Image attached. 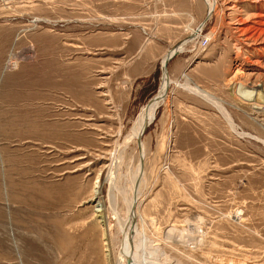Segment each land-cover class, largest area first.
Segmentation results:
<instances>
[{"label":"rangeland","instance_id":"obj_1","mask_svg":"<svg viewBox=\"0 0 264 264\" xmlns=\"http://www.w3.org/2000/svg\"><path fill=\"white\" fill-rule=\"evenodd\" d=\"M215 2L199 30L208 45L197 50L203 0H0V264H117L112 213H125L139 161L133 143L119 168L109 156L157 92L163 55L191 36L166 62L168 76L219 101L245 136L207 101L168 87L141 138L136 228L146 246L137 253L165 264H264V25L252 29L264 0ZM37 62L43 101L11 104L4 86L29 89ZM238 85L259 86V109L235 95ZM96 183L107 233L91 200Z\"/></svg>","mask_w":264,"mask_h":264},{"label":"bare ground","instance_id":"obj_2","mask_svg":"<svg viewBox=\"0 0 264 264\" xmlns=\"http://www.w3.org/2000/svg\"><path fill=\"white\" fill-rule=\"evenodd\" d=\"M4 2H7L8 0H3ZM205 2L206 5V17L204 18V20L200 23V25L198 26L196 32L192 33V36L196 35L198 33V31L200 30V27L202 26V24L204 23V21L206 20V18L211 14V12L214 10L215 8V0H203ZM39 21H47V20H43L40 18H33L31 20V23L37 24V22ZM257 26H253L252 29H254V31H256V33L260 32V28L264 25V21L262 20H257L256 22ZM249 29V28H248ZM263 29V28H262ZM262 32V31H261ZM254 34V33H253ZM191 36V37H192ZM189 37L186 41L184 40L183 42L177 44L174 48H170L168 49V51L163 55L162 60H161V68H162V76H161V80H160V86L157 90V92L155 93V95L150 99V101L141 108L140 113L138 114V117L132 122V125L129 129V131L126 133V135L123 137L122 141L117 144L118 148L115 150L113 149L110 153V158H111V164L109 165L110 169H113V166L116 167L118 166V168L120 167L121 164H119V161L122 162V160H120L121 157V152L124 151V148L126 147V145L128 143H133L134 145V151H136V153L138 154L137 151V146H136V141L138 136L141 135L142 129L145 127V125L151 120L152 115H153V111L154 109H156L159 105V103L164 99L166 90L168 89V87L173 84L174 87L176 88H181L183 90H187L191 93H193L196 96H199L200 98H202L203 100L207 101L208 103H210L216 110L217 112L223 117V119L227 122V124L229 125V127L236 132L239 136H245L243 135V132L237 131V129L235 128V124L233 122V120L231 119V117L229 116V114L227 113V111L225 110V108L222 106V104L217 101L216 99L210 97L208 94L204 93L203 91L199 90L197 87H193L191 86L188 82L183 81V82H179L178 80H172L167 72H166V68L165 65L163 64V61L168 57V56H173L177 53H180L183 49L184 44H186L189 39L191 38ZM148 39L145 40V42L141 45L140 47V51H142V49L144 48V45L147 43ZM19 58V55H13L11 56V58ZM170 57V58H171ZM10 58V60H11ZM169 58V59H170ZM8 61L7 64H10L8 66H16V59L11 62ZM168 61V60H167ZM16 68V67H14ZM249 88V90L246 89ZM243 86V85H238L236 87V90L238 92L235 93V95L240 96L242 98H246L245 100L247 101L248 105H251L252 108L254 109H259V105L256 102V99H258L259 97H261L260 94V90L257 89L259 86ZM246 89V90H245ZM155 112V111H154ZM149 124V123H148ZM146 129V128H145ZM143 134V133H142ZM142 135L140 136V144H139V152H140V156L142 158V163H143V155H144V151H143V144H142ZM264 143V141H262ZM127 150V149H126ZM115 153H118V155H115ZM124 155V154H123ZM120 162V163H121ZM119 164V165H118ZM123 164V163H122ZM138 168H139V163L137 162L132 174H130V180H129V197L126 199V210L125 213L123 215H121L119 217V215L116 213V211H114L112 214L115 217L117 224L120 228L119 232L121 233V241H118L117 244V264H165L164 262H159L156 261L154 259V257H150V256H143L141 254H138V248H144L146 245L144 244V242H139V237L141 236L137 231L136 228V219H137V203H138V188H139V184H140V180L142 177V171H141V175L139 178V181L136 185V189H135V194H134V200H135V205H134V212H133V217L132 219H130V221L126 224L125 229H123V225L126 223V220L128 218V214L130 212V205L132 202V189H133V183H134V179L137 175L138 172ZM143 168V166H142ZM117 170V168H116ZM120 170V169H119ZM110 171V179L109 181L111 182L114 178L115 180V174H113L114 172L112 170ZM97 182V181H96ZM113 184V183H112ZM117 186V184H116ZM99 188H100V183H96L95 187H94V191H93V196L91 198L92 201H95V215L98 217L99 222L103 223V225H105V231L107 233V231L109 230V224L107 221V215L105 214V208L104 205L102 203V201L99 199L98 195H99ZM117 189V187H116ZM127 192V190H126ZM125 192V193H126ZM122 193V192H121ZM124 194V193H123ZM111 196V195H110ZM140 196V193H139ZM113 198L114 195H113ZM125 199V198H124ZM125 202V201H123ZM123 229V230H122ZM138 237V238H137ZM143 237V236H142ZM144 238V237H143ZM140 237V239H143ZM145 239V238H144ZM143 239V240H144ZM104 241V240H103ZM109 242H107L106 244H108ZM108 251V250H107ZM152 252V251H151ZM148 253V254H151ZM153 253V252H152ZM152 255V254H151Z\"/></svg>","mask_w":264,"mask_h":264},{"label":"crops","instance_id":"obj_3","mask_svg":"<svg viewBox=\"0 0 264 264\" xmlns=\"http://www.w3.org/2000/svg\"><path fill=\"white\" fill-rule=\"evenodd\" d=\"M144 62H145V58H142V59H139L138 63L132 62L131 65L133 67H135L137 65L141 66L142 64H144ZM134 69L135 68H132L130 70L133 71ZM176 69H177V64L176 63L172 64L171 71H176ZM130 70H129V72H131ZM148 72H146V70H145L143 73L138 75V77H145V76H147ZM31 74H32V76H31L30 88L26 89L24 92L15 90V88L17 86H19V84L16 85V83H17L16 79L12 80V82L10 81L9 86L5 85L4 91H3L5 99L10 100L11 104L16 103V101L19 100L20 98L26 99V100L31 99L33 101L35 100V102H37V103L40 101H43V98H44V95H43L44 92L43 91H44V84H45L43 64L41 62H37L36 66H35V70H34V75H33V73H31ZM32 109L35 112L38 111L37 107L32 108ZM41 109H42V107H41ZM30 117L34 118V116H32V115H30Z\"/></svg>","mask_w":264,"mask_h":264},{"label":"water","instance_id":"obj_4","mask_svg":"<svg viewBox=\"0 0 264 264\" xmlns=\"http://www.w3.org/2000/svg\"><path fill=\"white\" fill-rule=\"evenodd\" d=\"M171 56H168L164 61H163V64L165 65L167 60H169ZM153 95H151L148 99H147V103L150 101V99L152 98ZM148 123L145 125V127L142 129V132H141V135L142 133L145 131V128L147 127ZM140 135V136H141ZM140 136H138L137 138V141H136V146H137V151H138V161H139V172L134 180V183H133V193H132V202H131V205H130V212L128 214V218L126 220V223L123 225V229H125L126 227V224L130 221V219H132L133 217V212H134V203H135V200H134V194H135V188H136V185H137V181H138V178H139V175H140V172H141V164H142V158L140 156V150H139V144H140ZM122 229V230H123Z\"/></svg>","mask_w":264,"mask_h":264},{"label":"built area","instance_id":"obj_5","mask_svg":"<svg viewBox=\"0 0 264 264\" xmlns=\"http://www.w3.org/2000/svg\"><path fill=\"white\" fill-rule=\"evenodd\" d=\"M195 36L194 41H192L193 37L189 39V41H192L193 46L197 49L200 50L202 48H205L208 45V37L205 35H200V31ZM188 41V42H189Z\"/></svg>","mask_w":264,"mask_h":264}]
</instances>
